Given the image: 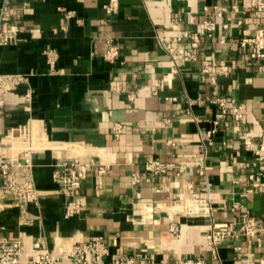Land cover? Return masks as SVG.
Masks as SVG:
<instances>
[{
    "label": "crops",
    "instance_id": "crops-1",
    "mask_svg": "<svg viewBox=\"0 0 264 264\" xmlns=\"http://www.w3.org/2000/svg\"><path fill=\"white\" fill-rule=\"evenodd\" d=\"M106 2L7 0L3 23L13 37L0 43V73L28 79L1 96L0 137L11 138L3 152L14 161L18 181L22 149L30 147L39 195L25 206L29 223L0 197V232L22 242L21 262L37 244L68 264L73 244L102 236L109 257L139 253L137 264L189 258L264 264V191L247 192L248 175L264 172V162L252 164L241 138L264 154V58L252 59L239 45L257 26L249 0H118L110 17ZM218 5L238 6L226 28L225 17L215 15ZM203 20L214 21L216 30L201 37L195 61H179L162 47L166 39L181 52L174 38L195 32ZM107 40L118 48L113 61L102 55ZM215 64L226 73L201 71ZM217 96L242 104V118L227 115L213 124ZM68 159H77L83 171L77 196L85 205L65 218L67 197L52 170ZM153 159L166 165L163 173L146 171ZM202 199L203 211L191 212ZM246 211L262 222L256 235L222 241L214 259L206 240L210 226L239 221Z\"/></svg>",
    "mask_w": 264,
    "mask_h": 264
},
{
    "label": "built area",
    "instance_id": "built-area-1",
    "mask_svg": "<svg viewBox=\"0 0 264 264\" xmlns=\"http://www.w3.org/2000/svg\"><path fill=\"white\" fill-rule=\"evenodd\" d=\"M249 6L256 19L257 26L253 35L244 36L239 39L240 46L249 48V56L252 59L264 58V0H249ZM216 17H225L223 27H227L232 19L233 13L239 12L237 5L215 6ZM103 10L106 16L114 15L118 10V0H107L103 5ZM7 11V0H2L0 5V43L8 44L12 42V34L4 28V17ZM243 12V11H242ZM241 23V20L238 21ZM216 30V24L212 20H203L198 24L197 30L193 33L181 34L174 38L176 44L182 45V51L177 53L175 48L168 45V40L162 39V47L175 59L182 61H195L196 50L199 47L202 36L211 37ZM109 44L103 52V57L106 60L113 61L118 54V48L107 40ZM47 61L50 66H54L55 58L52 51L47 53ZM203 73H211L213 75L225 74L226 70L222 64L214 66H205L201 70ZM213 78V76H212ZM28 74L25 73H0V116L2 114L1 96L9 91L12 87L23 84L27 81ZM27 98V95L25 96ZM175 99V98H174ZM212 103H216L219 110L215 115L213 124L224 116H231L235 121L242 118V104L235 102L231 98L225 96H217L211 99ZM123 128L118 125L116 133ZM215 128L212 127L206 132L208 143H211V137L215 133ZM244 144L252 150L254 166L264 162V154L259 147H254L249 137L241 136ZM10 136L0 137V197H7L20 210V220L22 223H29L25 206L28 203L36 202L39 195V190L34 186L33 176L30 171L29 154L30 147L22 149L25 155V162L21 166L22 180H17L15 172V163L11 156L3 152L7 146H10ZM91 165V162L89 163ZM88 166V165H87ZM147 172L156 175L163 173L166 170V165L156 159L149 160L144 164ZM104 167L98 166L97 173L102 174ZM200 173H203V167L200 168ZM83 171L77 159L62 160L53 166L52 180L59 187L62 193L67 197L64 204L65 218L71 217L84 207L85 202L77 196V190L80 187ZM250 185L247 192L264 191V172H252L248 175ZM207 205L205 200H195L190 211L194 214L203 211ZM262 222L248 211L244 212L239 221L232 222H217L212 223L209 232L206 235L208 247L211 250L214 259H218L216 246L222 241L234 237L236 234H243L248 237H254L257 229L261 227ZM23 252L22 242L18 239H10L2 235L0 232V264H59L60 258L52 255L49 251L39 245H35L25 262H21ZM108 247L105 244L102 236H96L91 240L81 244L75 243L71 247L68 254V264H137L141 254L130 256L118 255L109 257ZM144 264H151L146 261ZM181 264H204L202 258H189Z\"/></svg>",
    "mask_w": 264,
    "mask_h": 264
}]
</instances>
